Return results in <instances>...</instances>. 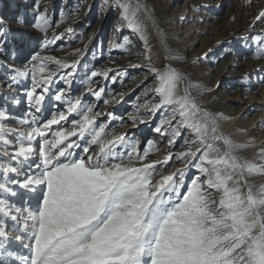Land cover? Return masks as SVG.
Wrapping results in <instances>:
<instances>
[{
  "label": "snow or ice",
  "instance_id": "1",
  "mask_svg": "<svg viewBox=\"0 0 264 264\" xmlns=\"http://www.w3.org/2000/svg\"><path fill=\"white\" fill-rule=\"evenodd\" d=\"M110 2L121 9L117 31L126 22L139 33L145 60L151 64L146 29L137 16L142 6L104 0V7ZM35 8L32 27L44 35L36 37L39 50L28 60L32 86L25 95L35 111L41 112L48 95L65 100V90L53 93L50 85L60 69H75L78 62L69 65L42 54L60 36L49 39L53 24L46 9L41 10L40 0H35ZM65 19L62 14L61 22ZM255 20L264 22V10ZM16 23L25 21L17 17ZM9 32L0 19V40ZM124 40L131 43L127 37ZM149 72L156 86L145 89L147 98L130 119L133 125L145 123L139 115L141 107L145 114L163 113L155 131L170 137V147L162 161L148 159L151 141L141 151L129 142L127 133L113 136L107 123L97 121L101 113L79 97L67 100L65 110L57 108L42 122L35 116L32 121H19L27 128L14 141L9 136L15 130L5 122L7 110L0 109V154L8 157L0 159V264H11L13 257L19 264H264V184L257 186L248 179L264 176V148L257 154L260 164L241 160L237 152L252 144L236 143L222 133L217 119L197 104L192 86L179 72L170 67L164 71L151 67ZM67 76L60 79L70 87ZM97 76L109 78L106 71H92L85 81L88 91H93L90 85ZM11 81L16 83V77ZM103 92L100 88L93 94L99 100ZM12 102L20 103L18 99ZM103 102L109 104L115 98ZM184 131L191 138H184V151L173 153L171 148ZM119 146L130 151L121 153ZM174 160L183 167L167 174L158 172L157 165L169 166ZM189 169L199 175L189 179ZM13 186L31 194L36 207L12 203L8 196L22 195ZM7 220L19 227L9 230ZM10 236L29 254L8 251Z\"/></svg>",
  "mask_w": 264,
  "mask_h": 264
},
{
  "label": "rangeland",
  "instance_id": "2",
  "mask_svg": "<svg viewBox=\"0 0 264 264\" xmlns=\"http://www.w3.org/2000/svg\"><path fill=\"white\" fill-rule=\"evenodd\" d=\"M174 1L180 2L177 7L173 5ZM127 2L133 6H142L137 16L146 29L151 48V64L145 60L144 43L140 40L139 33L127 27L126 22H123V26L117 31V25L122 23L121 9L118 6H113L110 2L109 6L104 7V0H40L41 10L46 9V15L53 24L48 29L49 39L53 35L60 36V39L42 54L55 56L69 65L78 63L75 69H60L50 85L53 93L64 89L65 100L56 101L50 94L46 96L41 112H36L25 95L26 90L32 86L28 60L34 50H39L36 37L44 35L32 27L36 16L35 0H0V19L11 29L5 39L0 40V46L4 48V51L0 52V109L7 110L9 120L5 122L15 130L9 139L14 141L19 132L26 130L27 125H21L19 121H32L35 116L39 118L38 122H42L50 118V114L57 108L65 110L67 100L79 97L83 103L93 105L95 110L101 113L97 121L107 123L109 129L113 130V136L127 133L129 142H135L141 151L148 147V142L151 141L153 149L148 159L162 161L170 147V137L155 131L163 113L157 112L154 116L145 114L144 108L141 107L139 115L145 123L136 125L132 124L130 117L137 115V106L147 98L143 95L145 89L156 86L149 68L155 67L164 71L170 67L179 72L187 84L192 86L191 94L197 104L217 119L222 133L230 136L236 143L252 144L237 152L241 160L260 164L261 160L257 154L264 148V138H261L260 134L264 131V125L251 128L252 122H248V117H252L250 114L259 107L256 103L259 99L250 93L254 87L256 92L259 82L264 81V22L255 20L259 12L264 10V0H251V3L248 0ZM62 14L66 18L63 22ZM179 14L182 16L180 21L177 20ZM17 17L23 18L25 23H16ZM162 17L165 21H161ZM124 37L131 43L126 44ZM162 58L165 59V65L159 67ZM133 64L140 67L134 68L131 66ZM51 67L55 70V65ZM17 70L29 74L22 76ZM92 71H106L109 78H92L94 82L90 88L93 91H88L89 85L85 81ZM69 72L73 75L67 76ZM13 76L16 77V83L11 81ZM60 76H67V79L71 80V86L60 79ZM184 86V83L180 84L181 91ZM100 88H103L104 92L101 99L97 100L93 92ZM120 94H123L122 99ZM241 97L243 102H238ZM113 98L115 102L104 104L105 99L112 101ZM13 99H18L20 103L14 104ZM107 113L112 116L106 115ZM71 118L70 116L69 119ZM120 118H123V127L120 126ZM228 118L233 119L234 123L224 131V121ZM65 126L71 128V124ZM248 127L254 129L250 135L251 130ZM239 131H244L245 137L235 139ZM185 137L191 138V133L184 131L182 137L177 138L175 146L171 148L173 153L184 151L182 144ZM118 151L126 154L130 147L119 146ZM3 158L8 159L6 155L0 154V159ZM181 167L183 165L175 160L170 161L169 166L157 165L158 172L164 174ZM25 170H29L27 166ZM194 175L199 173L195 169H189V179ZM156 178L159 179V176ZM248 179L257 186L264 184L262 175H252ZM21 194V204L27 202L28 206L36 207L35 200H32L31 196L27 198L29 194ZM10 198L11 196H8L9 200ZM13 198L15 200V197ZM13 222L11 221V226L13 224L14 227H19ZM8 243L20 245L12 236L8 238ZM7 250L17 255L29 254V249L21 251L19 246L10 245ZM18 263L14 257L11 258V264Z\"/></svg>",
  "mask_w": 264,
  "mask_h": 264
},
{
  "label": "bare ground",
  "instance_id": "3",
  "mask_svg": "<svg viewBox=\"0 0 264 264\" xmlns=\"http://www.w3.org/2000/svg\"><path fill=\"white\" fill-rule=\"evenodd\" d=\"M138 1V0H137ZM171 1V0H170ZM179 3L180 2H178V1H174L173 2V5H176V7L179 5ZM186 13V12H185ZM181 18H182V16H181V14H179L178 15V17H177V20H181ZM165 18H163L162 17V20L161 21H165L164 20ZM164 24V23H163ZM165 59L164 58H162L161 60H160V62H159V67H162V66H164L165 65ZM260 84H258L257 86V91L256 92H254L255 91V89H256V87H254V90H253V92L252 93H250L251 94V96H253V97H255L257 100L260 98V96L261 95H264V81L262 80V81H260L259 82ZM254 98V99H255ZM238 102H243V98L241 97V98H239V100H238ZM256 103H257V105L259 104V107L257 108V109H255V111L253 112V113H251L250 115H252V117H248V122H257L258 124L259 123H262V125H264V100L262 101V100H258V101H256ZM263 104V105H262ZM225 122V124H224V131H225V129H227V128H229L230 126H232L233 125V123H234V120L233 119H229L228 118V120H226V121H224ZM250 125H251V128H252V123H250ZM249 125V126H250ZM261 126V125H260ZM256 127H258V126H256ZM249 128V127H248ZM250 129V128H249ZM253 131H254V129L253 130H251L250 132H249V135L251 134V133H253ZM260 134H262V137L261 138H264V131L262 130L261 132H260ZM242 137H245V132L244 131H239L238 132V134L235 136V139H239V138H242ZM9 153H11V151L9 152ZM5 156V155H4ZM3 160H7V158H3ZM14 188H16V190L18 191V192H24V190H21V189H19L18 187H16V186H14ZM29 196H31V194H29L28 196H27V198L29 197ZM23 196H17V197H15V200H14V198L11 196V198H10V201L12 202V203H15V201L16 202H18V203H15V204H21L22 203V201H23V198H22ZM32 200H34V199H32ZM30 204H32V201L30 202ZM6 223H8V224H10V226H9V229L11 230L13 227H14V225L12 224V226H11V220H7V222ZM14 223V222H13ZM15 243V242H14ZM8 245H7V249L10 247V245H11V247H14V246H19V247H21V251H27L28 249L27 248H25V247H23L21 244L20 245H14V244H9V243H7ZM19 264V263H18Z\"/></svg>",
  "mask_w": 264,
  "mask_h": 264
}]
</instances>
